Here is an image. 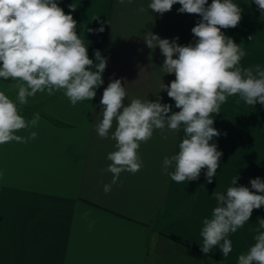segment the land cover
Masks as SVG:
<instances>
[{
	"label": "crops",
	"instance_id": "crops-1",
	"mask_svg": "<svg viewBox=\"0 0 264 264\" xmlns=\"http://www.w3.org/2000/svg\"><path fill=\"white\" fill-rule=\"evenodd\" d=\"M150 2L57 0L76 20L89 58L95 63L99 50L107 66L91 101L73 106L60 90L38 92L18 105L26 120L39 113L40 121L28 130L37 132L35 140L0 144V264H238V256L255 243L253 229L258 218L264 219V206L229 234L232 252L227 258L218 246L203 253L200 232L216 206L214 191L225 192L237 175L236 186L251 189V179L264 181V106L259 103L253 107L231 96L219 114H212L221 135L210 143L223 154L212 183L206 169L197 180L179 184L170 179L174 169L162 171L164 158L178 154L184 138L183 126L178 131L166 126L141 143L142 168L135 174L122 172L111 191L104 192L113 175L105 171L112 163L107 156L116 150L111 139L115 122L108 138L96 131L104 89L110 80L122 79L125 106L134 98L154 102L159 95L161 103L178 112L175 101L161 91L175 75L160 69L165 57L143 38L150 31L162 39L178 37L180 45L195 43L191 29L202 19L179 13L178 3L161 15L147 8ZM233 2L242 9V19L222 32L246 51L242 67H264V13L252 0ZM101 26L103 32L95 31ZM14 83L0 78V91L18 104ZM28 131L16 134L27 136Z\"/></svg>",
	"mask_w": 264,
	"mask_h": 264
},
{
	"label": "clouds",
	"instance_id": "clouds-1",
	"mask_svg": "<svg viewBox=\"0 0 264 264\" xmlns=\"http://www.w3.org/2000/svg\"><path fill=\"white\" fill-rule=\"evenodd\" d=\"M252 2L264 13V0ZM119 3L131 4L132 0ZM177 3L181 5L179 13L202 18L191 29L195 43L180 45L178 37L162 39L150 31L143 39L149 49L158 47L165 57L160 69L175 75L169 85L162 84L161 91L167 92L179 111L172 112V105L161 103L159 95L154 102L134 98L125 106L127 92L122 79L110 80L100 101L102 119L96 125L101 138H108L114 122L116 125L111 135L116 150L108 154L112 163L105 169L113 175L111 184L104 186L105 193L117 184L122 172L135 174L142 168L138 155L141 143L151 139L154 130L163 131L166 126L171 131L183 126L184 138L178 154L164 158L162 171L174 169L170 179L179 184L197 180L201 170L206 169L207 182L212 183L223 155L216 143H210L221 135L213 127L212 114H219L231 96L239 97L237 103L264 106V67H242L246 51L222 32L238 26L242 19L240 6L233 0H212L211 4L208 0H151L147 8L163 15ZM70 8L75 10L72 5ZM95 31L103 32L104 28ZM94 55L95 63L89 58L83 33L77 34L76 20L57 0H0V78L16 82L12 87L17 90L18 101L0 91V144H26L36 139L37 132L28 130L38 125L39 113L26 120L18 105L27 104L28 98L38 92L53 95L63 90L73 106L94 99L107 66L99 50ZM21 130L28 131V135H17ZM238 179V175L234 177L225 192L212 194L216 206L211 217L203 220L200 232V247L205 254L218 246L227 258L232 252L229 234L242 228L254 209L264 206V181L251 179L250 189L236 186ZM253 231L255 243L238 256V264H264V219L258 218Z\"/></svg>",
	"mask_w": 264,
	"mask_h": 264
},
{
	"label": "rangeland",
	"instance_id": "rangeland-1",
	"mask_svg": "<svg viewBox=\"0 0 264 264\" xmlns=\"http://www.w3.org/2000/svg\"><path fill=\"white\" fill-rule=\"evenodd\" d=\"M263 21H264V18H263Z\"/></svg>",
	"mask_w": 264,
	"mask_h": 264
}]
</instances>
